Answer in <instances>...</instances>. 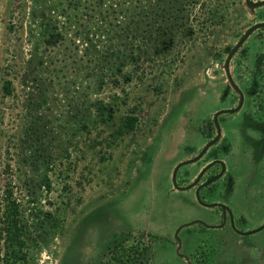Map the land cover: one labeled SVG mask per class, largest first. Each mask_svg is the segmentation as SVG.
Wrapping results in <instances>:
<instances>
[{"label": "rangeland", "instance_id": "obj_1", "mask_svg": "<svg viewBox=\"0 0 264 264\" xmlns=\"http://www.w3.org/2000/svg\"><path fill=\"white\" fill-rule=\"evenodd\" d=\"M140 1L131 17L113 10L116 0H0V204L11 190L23 240L12 255L0 233V264H264L262 232L228 227H183L177 252L179 226L217 222L219 211L171 180L215 134L213 114L237 105L223 63L264 21V6L186 0L179 21L189 31L181 26L155 46L149 21L172 3ZM229 70L243 106L219 117L220 140L176 180L187 185L218 156L226 174L204 198L225 201L239 228H254L264 221V28ZM131 110L135 129L98 144ZM122 239L129 253L117 259Z\"/></svg>", "mask_w": 264, "mask_h": 264}, {"label": "trees", "instance_id": "obj_2", "mask_svg": "<svg viewBox=\"0 0 264 264\" xmlns=\"http://www.w3.org/2000/svg\"><path fill=\"white\" fill-rule=\"evenodd\" d=\"M137 1V0H136ZM141 2L138 0V3ZM157 1L153 2L151 5L156 8ZM186 0H170V3H172L170 10H167L163 15L160 13V17L154 18V21H149L148 26L153 29V36L157 43L154 45L157 46L159 42L161 41L162 44H167L169 40V36L175 33L178 28L181 26L183 27V22L180 20V12L183 10V6H186L185 4ZM169 3V4H170ZM113 10L114 11H126V14L128 16L134 17L133 12H131V9L135 6L138 7L135 3H132V0H116V3L113 4ZM123 6V7H122ZM119 7V8H117ZM141 8V6L139 5ZM174 9V12L172 10ZM143 10V6H142ZM131 12V13H130ZM130 13V14H129ZM173 14V15H171ZM130 22H133L131 19ZM129 22V23H130ZM144 23V24H142ZM145 26H147V22H142L141 20L135 22V26H138L140 30ZM184 29L189 31L188 27L184 26ZM2 90L4 95H10L11 93V81L5 80L2 85ZM137 123V117L135 116L134 110H131L127 114H125L122 118H120L119 123L117 127H115L111 133H109V139L103 138V140L97 141L98 144L104 143L105 147H110L114 141H116L118 138H121L122 136L132 132ZM11 190L5 188L4 189V197L2 199V204H0V209H2L1 216L5 217L3 218L2 226H0V233L4 232L5 238L4 241L7 243L8 248H11L12 255L16 254L21 250L23 245V240L21 239V228L22 225L19 224L18 219V208L19 204L15 201V199L12 198ZM124 239L119 241L118 243L114 244L115 247V256L117 259L122 258L126 252L129 253L124 245L121 243ZM16 246H18V250L16 249ZM131 250V249H130ZM17 257V256H15ZM21 257V256H20ZM128 257V256H127Z\"/></svg>", "mask_w": 264, "mask_h": 264}, {"label": "water", "instance_id": "obj_3", "mask_svg": "<svg viewBox=\"0 0 264 264\" xmlns=\"http://www.w3.org/2000/svg\"><path fill=\"white\" fill-rule=\"evenodd\" d=\"M245 4L246 6L253 10L255 8H258V7H261V6H264V0H259V1H254V0H245ZM264 28V21L262 22H258V23H255L253 25H251L250 27H248L244 32L243 34L241 35V37L239 38V40L235 43V45L231 48V50L229 51V53L227 54L225 60H224V63H223V69L225 71V75H226V79L228 80L229 84L231 85V87L235 90V92L239 95V99H238V103L236 106L232 107V108H222V109H219L217 110L214 114H213V124H214V127H215V130H216V135L211 139L209 140L207 143L204 144V146L201 148V150L198 152V154H196L194 157L192 158H189V159H186V160H183V161H180L179 163H177L175 165V167L173 168V171H172V176H171V180H172V185L175 189L177 190H181V191H185V190H189L193 187L196 186V192H195V197H196V200L197 202L202 205V206H205V207H215V206H220L223 211H225V209H227V206L225 204H222V203H207V202H204L200 195H199V190L201 187L215 181L216 179H218L219 177H221V175L224 173V170H225V166H224V163L221 161V160H214V161H210L207 165H205L200 171L199 173L197 174V176L194 178V180L192 182H190L189 184L187 185H179L177 184V180H176V177H177V172L178 170L180 169V167L186 165V164H190V163H194L196 161H198L200 158H202V156L206 153V151L212 146L214 145L215 143H217L221 137V134H222V130H221V127H220V124H219V121H218V117L222 114H233V113H236L238 112L242 106H243V103H244V93L243 91L240 89V87L234 82L232 76H231V73H230V70H229V66H230V61L232 59V57L234 56V54L238 51V49L244 44V42L247 40V38L256 30L258 29H262ZM216 162L220 163L222 168L220 170V172L213 176L212 178H210L208 181H206L205 183L203 184H198L197 183L200 181L202 175L204 174V172L211 166H213ZM229 210V209H228ZM229 213L231 214L230 210H229ZM231 219H232V214H231ZM199 222H202L204 223L203 221L199 220ZM193 222H190V223H186V224H183L181 226H179L177 228V230L175 231V239L177 241V252L179 251V248L181 246V242H180V239L178 237V232L179 230L183 227V226H186V225H189ZM264 228V223L261 224L260 226H257L256 228H253L251 230H248V231H244V232H240L238 231L240 234L242 235H250L252 233H256L260 230H262ZM181 257H183L182 254H180ZM186 261H188L189 263V260L188 258H186ZM190 264V263H189Z\"/></svg>", "mask_w": 264, "mask_h": 264}, {"label": "flooded vegetation", "instance_id": "obj_4", "mask_svg": "<svg viewBox=\"0 0 264 264\" xmlns=\"http://www.w3.org/2000/svg\"><path fill=\"white\" fill-rule=\"evenodd\" d=\"M241 37V36H240ZM239 40V39H238ZM237 40V41H238ZM235 45V44H234ZM231 50V49H230ZM229 50V51H230ZM229 53V52H228ZM228 81V80H227ZM239 96V95H238ZM223 115V114H222ZM221 116V115H220ZM219 116V117H220ZM219 117H218V121H219ZM213 119V118H212ZM212 123H213V120H212ZM220 124V123H219ZM213 126H214V124H213ZM221 127V126H220ZM222 130V129H221ZM216 135V130H215V134L213 135V136H211L210 138H209V140H211L214 136ZM221 138V137H220ZM208 140V141H209ZM220 140V139H219ZM207 141V142H208ZM206 142V143H207ZM216 144V143H215ZM215 144L214 145H212L207 151H206V153L208 152V151H210V149L213 147V146H215ZM225 149V147L224 146H222V150H224ZM201 150V149H200ZM205 153V154H206ZM198 154V153H197ZM204 154V155H205ZM203 155V156H204ZM202 156V157H203ZM201 159V158H200ZM214 160H221L223 163H224V161L222 160V159H220L218 156L217 157H213L210 161H214ZM209 161V162H210ZM209 162H207L205 165H207ZM204 165V166H205ZM203 166V167H204ZM224 166H225V163H224ZM202 167V168H203ZM214 167H217L216 168V170H214L213 171V168ZM201 168V169H202ZM221 168H222V166H221V164L220 163H218V162H216L213 166H211V167H209L205 172H204V174L202 175V177H201V179H200V181L197 183V185L198 184H203V183H205L206 181H208L210 178H212L213 176H215V175H217L219 172H220V170H221ZM200 169V170H201ZM199 170V171H200ZM199 173V172H198ZM197 173V174H198ZM225 174H226V166H225V170H224V173L221 175V177H219L218 179H216L215 181H213V182H211V183H209V184H207V185H205V186H203V187H201L200 188V190H199V195H200V197H201V199L204 201V202H207V203H222V204H225L226 206H227V209H225V211H223V209L220 207V206H215V207H207V208H217L218 209V211H219V214H218V221L217 222H209V221H203V220H201V221H203L204 223H202V222H199V220L200 219H198V218H195L194 220H191L190 222H193V223H191V224H189V225H192V224H198L199 226H202V227H204L205 229H207V230H220V229H223V228H225V227H228L229 229H231L235 234H237V235H239V236H250V235H253V234H255V233H252V234H250V235H242V234H240L238 231H240V232H244V231H248V230H251V229H253V228H243V227H238L237 226V223H236V220L234 219V213H233V211H232V209H231V207L225 202V201H222V200H219V199H207V198H204V194H205V196L206 197H211V195H212V187H213V185L217 182V181H219V180H221L224 176H225ZM197 176V175H196ZM195 176V177H196ZM194 180V179H193ZM192 180V181H193ZM191 181V182H192ZM189 184V183H188ZM191 189H193L194 190V195H195V192H196V186L195 187H193V188H191ZM191 189H189V190H191ZM202 193V194H201ZM202 195V196H201ZM207 199V200H206ZM195 200H196V197H195ZM197 201V200H196ZM198 203V202H197ZM199 204V203H198ZM200 205V204H199ZM202 206V205H201ZM205 207V206H204ZM230 210V212H231V214H232V219H231V214L229 213V210ZM240 218H238V220H239ZM190 222H188V223H190ZM264 223V221L263 222H261L258 226H260L261 224H263ZM186 224V223H185ZM189 225H186V226H183V227H187V226H189ZM182 227V228H183ZM254 228H256V227H254ZM180 231V230H179ZM258 232H262V234L264 235V228L262 229V230H260V231H258ZM257 233V232H256ZM174 236H175V233H174Z\"/></svg>", "mask_w": 264, "mask_h": 264}, {"label": "crops", "instance_id": "obj_5", "mask_svg": "<svg viewBox=\"0 0 264 264\" xmlns=\"http://www.w3.org/2000/svg\"><path fill=\"white\" fill-rule=\"evenodd\" d=\"M192 200L194 201V198H192Z\"/></svg>", "mask_w": 264, "mask_h": 264}]
</instances>
